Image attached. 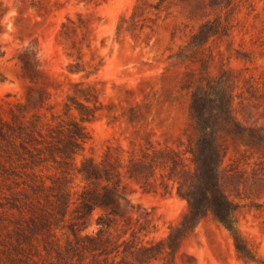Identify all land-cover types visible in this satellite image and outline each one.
Returning <instances> with one entry per match:
<instances>
[{"label":"rangeland","instance_id":"rangeland-1","mask_svg":"<svg viewBox=\"0 0 264 264\" xmlns=\"http://www.w3.org/2000/svg\"><path fill=\"white\" fill-rule=\"evenodd\" d=\"M0 3L7 9L0 28L1 116L19 108L27 118L38 112L36 101L28 102L29 94L37 96L30 80L36 73L62 83L59 92L52 91L54 111L63 113L69 79L95 84L105 106L84 123L89 138L75 158L67 222L86 185L77 170L87 159L98 167L111 147L128 184L127 199L118 200V217L109 216L111 233L134 240L132 232L146 225L136 241H159L179 224L188 211L180 193L196 175L190 153L197 138L191 128V93L183 88L188 73L227 79L236 121L264 134V0ZM197 34L199 45L188 47ZM21 58L28 59L27 69ZM72 70L82 72L73 75ZM136 103L146 106L140 120L130 123L128 109ZM50 119L47 112L45 122ZM224 147L219 186L236 205L237 225L255 262L240 259L230 233L209 212L183 241L174 264H264V149L251 150L230 139ZM137 163L147 166L139 172ZM129 169L135 180L128 179ZM108 215L109 209L96 208L85 233L96 234L99 218ZM167 259L162 255L149 264Z\"/></svg>","mask_w":264,"mask_h":264},{"label":"trees","instance_id":"trees-1","mask_svg":"<svg viewBox=\"0 0 264 264\" xmlns=\"http://www.w3.org/2000/svg\"><path fill=\"white\" fill-rule=\"evenodd\" d=\"M6 11L0 3V28ZM67 27V23L63 24V28ZM198 37L195 35L188 47H197ZM21 61L27 69L28 59ZM81 72L70 71L73 75ZM30 80L37 96L34 99L29 94L28 102L35 100L38 112L27 118L19 108L11 109L9 117L0 115V264H149L162 255L168 258L163 264H174L172 258L183 241L209 212L230 233L240 259L255 262L238 228L236 205L219 186L218 168L225 153L224 143L229 139L258 151L264 149V134L236 121L227 79L208 72L200 76L187 74L183 88L191 93V128L197 134L190 149L195 182L184 193L179 190L188 201V211L179 224L171 228L166 239L147 242L136 241V235L146 230V225L132 232L134 240L114 236L110 231L109 216L118 217V200H126L128 190L122 163L111 147L98 167L93 159H87L77 170L86 185L72 218L66 221L73 203L70 185L75 158L89 138L84 123L96 119L105 106L95 84L69 79L61 114L54 111L56 105L50 101L52 91L59 92L62 83L42 73ZM144 106L136 103L128 109L130 123L140 120ZM47 112L51 119L45 122ZM178 161L173 160L177 167ZM137 164L139 172L147 166ZM127 173L128 179H136L131 169ZM96 208L109 209V215L99 218L96 234L85 233ZM145 223L148 225L149 220Z\"/></svg>","mask_w":264,"mask_h":264}]
</instances>
